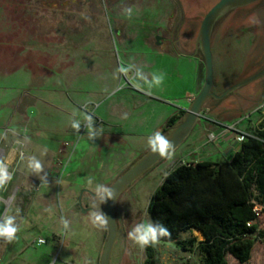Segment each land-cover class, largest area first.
<instances>
[{
    "label": "rangeland",
    "instance_id": "1",
    "mask_svg": "<svg viewBox=\"0 0 264 264\" xmlns=\"http://www.w3.org/2000/svg\"><path fill=\"white\" fill-rule=\"evenodd\" d=\"M218 2L0 0V156L6 144L15 140L21 160L12 170L18 167L24 174L34 173L27 166L34 156L43 165L37 175H43L58 155L50 175L58 181L53 205L59 215L53 216L55 224L40 225L35 210L31 214L14 212L13 197L8 199L6 214L14 216L18 226L19 218L26 215L23 229L27 231L10 252L15 257L11 263L10 258L3 257L0 239L3 264H100L108 229L94 227L88 212L94 204L104 212L105 203L100 206L98 200L84 197L83 192L97 183L111 187L149 151L147 138L151 134L145 132L163 121L166 105L180 107L197 80L203 86L205 63L195 44L206 14ZM126 8L132 9L131 16ZM222 26L213 33L216 95L249 74L248 63H255L260 54L251 35L241 30L226 31ZM180 35L181 42L175 46L171 39L178 41ZM185 42L189 44L186 50ZM64 70L67 73L62 77ZM54 73L58 77L53 78ZM160 73L165 78L157 85L153 76ZM247 91L241 90L227 101L210 100L203 117L172 157L164 158L122 194L116 207L119 234L111 264H146L145 248L128 239V232L137 223L154 222L149 212L153 194L177 166L195 163V149L213 139L204 130L213 123L211 120H232L225 123L231 127L250 115L238 127L246 125L251 133L264 124V101L258 105L261 98L238 101V94L243 96ZM78 93L87 100L75 107L72 98ZM85 104L87 111L95 114L96 127L103 126V136L94 142L88 139L83 124L79 133L71 128L73 118L83 121ZM179 116L178 121L184 114L179 112ZM213 162L222 161L215 157ZM70 179L73 191L69 197L74 209L68 213L65 190ZM81 196L83 211L78 205ZM5 208L6 203L1 204L0 220ZM63 220L68 221L67 229ZM259 225L264 232V214ZM39 237L47 244L39 246ZM192 237L202 236L193 230L181 239ZM151 247L158 264L198 262L195 248L184 252L176 244L163 241ZM228 261L241 264L233 256ZM248 264H264V240L257 241Z\"/></svg>",
    "mask_w": 264,
    "mask_h": 264
},
{
    "label": "trees",
    "instance_id": "2",
    "mask_svg": "<svg viewBox=\"0 0 264 264\" xmlns=\"http://www.w3.org/2000/svg\"><path fill=\"white\" fill-rule=\"evenodd\" d=\"M179 118L171 117L164 130ZM259 206H264V124L247 137L230 162L177 166L153 194L149 212L154 222L171 232L159 241L174 243L184 252L197 250L198 262L187 264H229V256L248 264L257 241L264 240L259 225L264 209ZM193 230L202 241L181 239ZM145 255L146 264H158L151 245Z\"/></svg>",
    "mask_w": 264,
    "mask_h": 264
},
{
    "label": "crops",
    "instance_id": "3",
    "mask_svg": "<svg viewBox=\"0 0 264 264\" xmlns=\"http://www.w3.org/2000/svg\"><path fill=\"white\" fill-rule=\"evenodd\" d=\"M182 55V54H181ZM67 73L66 70L62 71L60 73L63 76ZM59 74V75H60ZM57 76L55 73L52 76L55 78ZM51 77V78H52ZM58 77V76H57ZM193 91L187 93L186 95V103L179 104L180 107H173L172 105H166L168 106L167 110L164 114V119L161 123H159L154 130H149L145 133H154L155 131H160L163 133L164 128L166 127L169 119L173 117L174 115H179V112L186 111L188 107L190 106L193 99L198 95L200 90L202 89L201 81L197 80L195 83V86L192 87ZM146 96V95H145ZM149 98H154L151 96H147ZM74 101V106H82L85 100H87L84 95L81 93H78L74 98H72ZM262 102H258V105ZM22 104H19V108ZM230 107V106H229ZM18 108V109H19ZM213 123H210L207 127L204 128L205 131H209V137L215 136V139L209 140L208 142H205L204 144L200 145L198 148L195 149V163L198 162H213V159L215 157H218L219 161L222 162H213V163H227L230 162L234 155L240 150L242 143L247 139L245 136H249L251 134V131L247 129V126L244 125V127L239 128L238 126L236 129H232L230 126H225V123L227 122H234L232 120H211ZM229 125V124H228ZM233 125V124H231ZM0 156V162H2L8 169L11 179L8 181V183L5 184V186L2 188L1 194H0V210H1V204L6 203L5 213L3 214L0 222H2L3 217L5 216L6 212L8 211L10 207V203L6 202L8 199L10 200L13 197V204L12 208L13 211H23L31 212L33 210L36 211L34 216H36L37 222L40 223H48V224H55V221H53V216H58V210L54 208V200L55 196L57 194L56 188L58 186V181L55 178V176L50 175V169L52 168V165L55 161V158L58 156H55L53 160L49 163L48 167L44 171L43 175H37L35 173H22L19 168L12 170V166H16L20 163L21 155H20V147L18 146L17 142L15 140H10L6 146L5 149L1 151ZM11 167V169H10ZM41 176V177H40ZM57 181V182H56ZM13 185V191H11ZM67 189L65 190L66 194V211L68 210V213L73 211V203L72 198L69 197V193L73 191V185L71 183V179L67 181L66 183ZM86 192H84V197L91 196L93 187H86ZM69 191V192H68ZM61 194V191L58 192V194ZM79 201V200H78ZM59 206V205H58ZM60 207V206H59ZM62 208V207H61ZM66 213V215H68ZM25 215V214H24ZM27 216H22L19 218L20 225L18 226V231L16 233V239H14L11 243H5L1 239L2 243V253L3 257L10 258V263L15 260V257H12L10 255V252L13 249H16L19 246V243L24 240V236L26 233V229H23V224L26 222ZM59 219H57V222ZM202 236V235H201ZM41 238V237H39ZM199 241L203 240V237L198 238ZM0 264H3L0 260ZM186 264V263H185Z\"/></svg>",
    "mask_w": 264,
    "mask_h": 264
},
{
    "label": "water",
    "instance_id": "4",
    "mask_svg": "<svg viewBox=\"0 0 264 264\" xmlns=\"http://www.w3.org/2000/svg\"><path fill=\"white\" fill-rule=\"evenodd\" d=\"M261 0H220L205 16L198 42L200 51L205 63V82L198 95L193 99L188 109L185 111L183 118L175 123L170 128L163 131V134L174 145V152L186 141L191 135L192 131L198 124L199 120L203 117V111L206 104L212 100H224L231 93L241 89L264 76V72L252 76L235 86L231 87L221 95L214 93L215 87V70H214V54L212 36L216 23L230 11L248 6ZM198 45V43H197ZM197 52V50H196ZM166 157H160L150 152L144 154L134 166L122 175L111 186L116 190L117 198L109 199L104 204V213L109 218L108 237L105 242L103 252L100 258V264H111L112 254L118 240L119 225L116 215L117 203L122 194L129 189L140 177L151 170L155 165ZM86 192V191H84ZM83 192V194H84ZM92 194V193H91ZM94 195V194H93ZM79 208L83 211L85 209L82 201V196L78 201ZM4 218V217H3Z\"/></svg>",
    "mask_w": 264,
    "mask_h": 264
},
{
    "label": "clouds",
    "instance_id": "5",
    "mask_svg": "<svg viewBox=\"0 0 264 264\" xmlns=\"http://www.w3.org/2000/svg\"><path fill=\"white\" fill-rule=\"evenodd\" d=\"M126 13L131 16L132 9L126 8ZM164 74L160 73L153 76V81L155 84L160 85L164 82ZM88 105H84V116L83 121L73 118L71 120V128L74 129L77 133L80 132L81 126L86 129V135L88 139L94 142L96 139L101 138L104 134L103 126L96 127L97 120L94 113L87 111ZM126 118V114H125ZM147 146L151 153L156 154L160 157L171 158L174 153V145L160 131H155L147 138ZM28 168L39 174L43 171V165L39 159L36 157H31L28 161ZM11 179L6 166L3 163H0V188H3L7 181ZM88 184H92V180H88ZM92 195L94 200L100 202V206L107 202L109 199H116L117 193L113 187L106 186L104 184L97 183L92 189ZM91 223L94 227L99 229H108L109 228V218L101 210V207L97 208L94 204L92 210L88 212ZM63 226L65 229L68 228V221L63 220ZM18 231V225L15 222V217L12 215L5 214L2 222H0V239L5 243H11L16 239V233ZM171 232L169 229L159 222H140L135 224L131 230L128 232V239H130L134 244L138 245L141 249L146 248L150 245H155L159 242L161 237H169Z\"/></svg>",
    "mask_w": 264,
    "mask_h": 264
},
{
    "label": "flooded vegetation",
    "instance_id": "6",
    "mask_svg": "<svg viewBox=\"0 0 264 264\" xmlns=\"http://www.w3.org/2000/svg\"><path fill=\"white\" fill-rule=\"evenodd\" d=\"M219 25H223L222 27L225 28L226 31L233 29L236 31L241 30L245 34L248 33L249 35L253 37V45L258 46V48L260 49V54L256 62L248 63L247 65V67L250 69L249 74H247L244 78H242L241 80L233 84L231 87L235 86L236 84L252 76H255L259 73L264 72V0L258 1L248 6L235 9L233 11H230L216 23L213 33L215 32L216 28ZM173 38L174 37H172L171 40L175 44V46L177 42L179 41L181 42V35L180 37H178V41L177 39L175 41ZM6 41H8L11 44L10 40L6 39ZM12 43H15V42H12ZM197 43L195 44V49L197 50V52H201L199 48L200 45H199L198 40H197ZM212 44H213V36H212ZM188 47H189V44L185 42L183 48L186 50ZM215 85H216V82H215ZM231 87H229L228 89H230ZM246 88H248V91L243 96L238 94L237 96L238 101L247 102V101H252L255 98H261L259 102L264 101V76L260 78L259 80L231 93L228 97L224 99V101L229 100L230 98L233 97L232 96L233 94L240 92L241 90H244ZM233 104L235 105V103Z\"/></svg>",
    "mask_w": 264,
    "mask_h": 264
},
{
    "label": "built area",
    "instance_id": "7",
    "mask_svg": "<svg viewBox=\"0 0 264 264\" xmlns=\"http://www.w3.org/2000/svg\"><path fill=\"white\" fill-rule=\"evenodd\" d=\"M249 118H250V115L243 117L241 120H239V121L237 122V124H235V125L232 126L231 128H232V129H236V127H237L239 124H242V122H243L244 120H248ZM214 139H215V136L213 135V140H214ZM59 180H62V177H61V176L59 177ZM37 244H38L39 246H41V245H45V244H47V240L44 239V238H38V239H37Z\"/></svg>",
    "mask_w": 264,
    "mask_h": 264
}]
</instances>
